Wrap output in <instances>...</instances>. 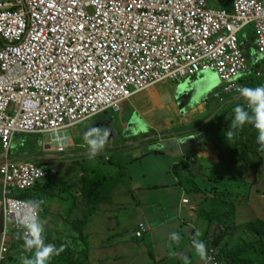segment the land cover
<instances>
[{
  "label": "built area",
  "instance_id": "obj_1",
  "mask_svg": "<svg viewBox=\"0 0 264 264\" xmlns=\"http://www.w3.org/2000/svg\"><path fill=\"white\" fill-rule=\"evenodd\" d=\"M230 3L226 10L206 0H0L2 150L8 153L21 134H54L62 153L57 132L119 114L125 101L164 81L212 72L223 95L239 93L247 73L243 28L252 26L256 55L264 59V0ZM55 174L32 162L0 166V264L12 233L24 242L21 221L31 214L14 192ZM137 227L139 239L145 225ZM207 255V263L218 264L213 248Z\"/></svg>",
  "mask_w": 264,
  "mask_h": 264
},
{
  "label": "crops",
  "instance_id": "obj_2",
  "mask_svg": "<svg viewBox=\"0 0 264 264\" xmlns=\"http://www.w3.org/2000/svg\"><path fill=\"white\" fill-rule=\"evenodd\" d=\"M211 4L213 9H227L223 0H212ZM253 38L252 26L240 37L244 54L250 48L254 51L247 73L238 80L240 86L264 84V68L259 66L264 59H258ZM195 79L191 93L196 88V93L200 88L205 93L194 102L185 104L182 112L176 100L177 91L185 79L156 84L135 94L121 105L118 115L106 112L65 129L70 133L64 136L67 144L63 145L65 150L62 153L57 151L58 146L51 149L45 145L38 153H32V141L25 135L14 139L8 153L0 146V166L10 162L61 166V173L55 168L57 177L40 181L32 192L27 193L28 202L43 201L38 213L46 244L54 245L56 242L52 239L62 231L74 232L70 227H92V235L87 241L102 249L100 252L108 264H146L143 257L148 256L144 244L151 246L154 261L159 264H166L168 259L176 264H211L199 258L192 241L199 231L201 236L198 239L206 244L207 250L212 248L208 246L216 230L212 226L219 223L215 216L222 211L218 208L207 212L202 204L193 203L192 197L186 196L187 186L191 192L189 180L198 179L208 185L213 182L208 178L210 176L218 180L229 176L237 179V169L258 164L259 157L258 150H244L243 140L238 139L242 135L239 130L230 140L227 137L226 140L220 139V132L226 136L230 129L234 106L245 104L240 94L223 95L216 76L211 72L198 74ZM130 121L139 122L133 136L122 133V128ZM91 126L111 129L104 149L95 159L88 158V146L83 139L84 132ZM189 137L196 138L195 142L181 147L179 142ZM244 138L255 143L256 132L248 128ZM61 139L63 144L64 138ZM260 154H263L260 162L264 165V149ZM104 161L110 162L107 170L101 165L105 164ZM206 169H212V172L208 173ZM239 175L249 176L251 173ZM102 180L104 182L89 200L85 186ZM211 193L216 201V193ZM222 195L218 194L219 197ZM1 198L0 178V242ZM183 199L188 203L183 205ZM222 203L217 202V205ZM200 218L209 222L202 223ZM139 223L145 225V231L137 239L141 251L135 253L130 250L127 239L129 232V238L136 239L134 233ZM173 232L179 233V244L170 240ZM115 247L121 248L119 257L112 251ZM21 248L19 243L12 245L5 264H12L8 263L10 260L14 262L11 254H16L20 260ZM213 249L217 260L218 250ZM19 264H22L21 260Z\"/></svg>",
  "mask_w": 264,
  "mask_h": 264
},
{
  "label": "trees",
  "instance_id": "obj_3",
  "mask_svg": "<svg viewBox=\"0 0 264 264\" xmlns=\"http://www.w3.org/2000/svg\"><path fill=\"white\" fill-rule=\"evenodd\" d=\"M223 1L226 3V10H230V0ZM252 69L254 70V68ZM248 128L256 132L257 138V130L254 129L251 124H245L243 128L239 129L242 135L238 139L243 140L244 150H258L259 161H261V159H263V154L261 155L260 153L263 149L257 143V139L255 138L254 143L244 138V132ZM220 136V139L223 137V139L226 140V136L222 132H220ZM183 165H185L184 162ZM248 172H250L251 175L242 177L239 175ZM57 175L58 173L50 175L42 180L45 181L57 177ZM233 178L236 179L235 176ZM237 178L243 180L247 178L251 179L252 182L248 194L250 195L252 193V197L249 196V198L246 199L247 202L237 209L239 211L238 218L235 213V205L233 204L230 207L231 218H226L221 222L219 221L217 224L218 226L215 227L216 230L213 232L212 242L208 246L218 250L217 261L219 264H264V165L260 162L258 164L253 163L250 166H245L242 169L238 168ZM40 181H38L36 185ZM103 182L104 180L98 183H91L88 187L85 186V194L89 200H91L92 193L97 187H100ZM254 184L257 185V188H253ZM205 192H207V190ZM17 196L22 199H28L27 192L20 193ZM250 199H252V201ZM245 214H247V217H250L249 220L240 221L239 217H243ZM91 228L92 227H70L74 232H66V234H64V231H62V234L58 233L57 236L52 239L56 242L54 246L60 248L63 245L64 250L58 256H54L49 261V264H108L100 252L102 249L95 248L90 244L92 242L87 241V238L92 235L90 232ZM75 232H78L79 235ZM80 239H82V241ZM82 242L85 244H82ZM217 247L219 249H217ZM144 248L148 260H153L152 264H159V262L154 261L151 246L144 244ZM112 250L119 252L121 248L115 247Z\"/></svg>",
  "mask_w": 264,
  "mask_h": 264
},
{
  "label": "clouds",
  "instance_id": "obj_4",
  "mask_svg": "<svg viewBox=\"0 0 264 264\" xmlns=\"http://www.w3.org/2000/svg\"><path fill=\"white\" fill-rule=\"evenodd\" d=\"M7 44V43H6ZM240 96L245 101V104H236L233 108V118L230 123V129L227 130L226 137L227 140L234 138L236 131L243 128L245 124H251L258 132L257 143L264 149V84L257 85L255 87L241 86L237 89ZM111 129L109 127H88L84 132V143L88 146L87 156L89 159H95L104 149L107 140L110 136ZM21 135H32V134H21ZM20 136V135H18ZM16 138V137H15ZM14 138V139H15ZM55 138L60 140L59 132L56 133ZM14 141V140H13ZM23 144V141L20 142ZM13 145V142H12ZM1 146V144H0ZM12 148V147H11ZM11 150V149H10ZM9 152V151H8ZM19 163V162H13ZM24 163V162H23ZM1 178V196H2V177ZM32 189V188H31ZM27 191H15L14 197L22 199L16 195V193H25ZM31 209V214L23 221H21L25 234L23 236L24 242L21 241L18 234L12 233L9 240L8 253L5 256V261L1 264L7 262V256L12 248V245L19 243L22 245L23 254L32 253V255L25 256L22 260V264H49V261L54 257L58 256L63 250V245L60 248H56L54 245L45 244L43 239V224L39 220L38 210L43 203L40 200H32L28 202ZM2 207V198H1ZM2 213V210H1ZM4 229L3 214H2V232H1V242ZM201 233L197 231L192 241V246L195 252L198 254L201 260L209 259L207 255L206 244L198 239ZM170 240L174 244H179L181 237L179 233L173 232L170 234Z\"/></svg>",
  "mask_w": 264,
  "mask_h": 264
},
{
  "label": "rangeland",
  "instance_id": "obj_5",
  "mask_svg": "<svg viewBox=\"0 0 264 264\" xmlns=\"http://www.w3.org/2000/svg\"><path fill=\"white\" fill-rule=\"evenodd\" d=\"M206 1L209 3L208 7H210V8L214 7V5L211 4L212 0H206ZM250 27L251 26L243 28L239 35L240 36L244 35V33H246ZM253 52H254L253 49L250 48L245 53L246 59H247V65H249V62L253 56ZM263 65H264V61L259 63V66L261 68H264ZM164 82H172L173 83L175 81H164ZM164 82H161V83H164ZM161 83H159V84H161ZM216 104L220 105V103H218V102ZM116 115H118V113H116ZM202 116H205V115H202ZM68 133H70V131H68V130L67 131L63 130V131L59 132L60 137L64 138L62 145L67 144V141H66L64 136L68 135ZM25 136H28V138L32 141V153H38L40 151L39 149H42L43 145L48 146L51 149H55L58 146L57 143H54L52 141V138H54V134H46V135L32 134V135H25ZM61 142H62V139H61ZM259 162L260 161L258 160V163ZM104 163L105 164H101V165L104 166L107 170V168H109L110 162L104 161ZM55 168L57 169L58 172H60V173L62 172L61 166L59 164L56 165ZM206 171L208 173H211L212 169H206ZM101 173H103V170L101 171ZM212 177L213 176L208 177L210 180L213 181L208 185H204L198 179H190L189 182L191 181L190 183L192 184L190 186L191 192L188 190V186H187L186 187V189H187L186 196L192 197L193 203L202 204V207L205 208L207 210V212H212V211H215L216 209L219 208L222 211V213L215 216V218H219L220 222L225 220L226 218H231L230 207L234 204L236 207L235 213H236V216L238 218L239 211L237 209L247 202L246 199H248L249 196L252 197V193L250 195L248 194L249 187H251V182H252L251 179L250 178H247L244 180L239 179V178L234 179V178H232L233 176L232 177L229 176V177H225L223 179L218 180V179H213ZM64 180H66V182H67V180H68L67 177L64 178ZM210 187H213L214 189H210ZM253 188H257V185L254 184ZM33 189H34V187L32 189H29L27 193L32 192ZM206 190H207V192H205ZM209 192L216 193V201L217 202H223V203L217 205V202L215 201L213 194L209 193ZM218 194H223V195L221 197H219ZM236 196H238V198H239L238 200H236ZM203 199H205V201H203ZM250 200L252 201V199H250ZM150 201L153 202L154 200H150ZM239 218H240V221L241 220H247L248 221L250 217H247V214H245L243 217H239ZM199 221L202 223L209 222V220H207V219L203 220L202 218H200ZM212 222H215V221H212ZM217 226L218 225L213 224L212 228L217 227ZM92 231L93 230L91 228L90 232L92 233ZM129 233H128V239L127 240L130 241V244H129L130 250L132 252L138 253L139 251H141V244H139L138 240L135 238L130 239ZM64 234H66V232H64ZM43 239H44V243L46 244V242H45L46 237H43ZM82 244H85V243L82 242ZM14 246H17L16 241H15ZM19 246H22V245L19 244ZM217 249H219V248L217 247ZM112 251H114V254L116 257H119L121 255V251H119V252H116L115 250H112ZM31 255H32V253H25L24 255H21L20 260L22 261L25 256L30 257ZM11 257H13L15 260H14V262H12L10 260V261H8V263H12V264H19L20 263V260L16 254H11ZM143 258L146 259V264H147V262H148V264L153 263L151 260H148V258H146V257H143ZM166 264H176V263L173 262L171 259H168L166 261Z\"/></svg>",
  "mask_w": 264,
  "mask_h": 264
},
{
  "label": "water",
  "instance_id": "obj_6",
  "mask_svg": "<svg viewBox=\"0 0 264 264\" xmlns=\"http://www.w3.org/2000/svg\"><path fill=\"white\" fill-rule=\"evenodd\" d=\"M212 73V72H211ZM196 76L193 77H188L187 79L184 80V82L181 83V88L177 91V100L176 102L178 103V106L180 108V112H182L184 110V105L185 104H189L190 102H194L195 99H198V97L200 95H203L205 93V90L203 88L199 89V92H197L198 88H196L195 91H193L191 93V89L193 88L192 84L195 82ZM185 91H189L190 93H185ZM197 94V95H196ZM139 122L138 121H130L125 128H122V133H127V136H133L137 131V124ZM140 126V125H139ZM117 131V129H115V132ZM199 136V135H196ZM112 138V137H111ZM196 138H192L189 137L187 139H185L184 141L179 142L180 146H185L190 142H195ZM199 144V142L196 144V146ZM183 155H188V154H183Z\"/></svg>",
  "mask_w": 264,
  "mask_h": 264
}]
</instances>
